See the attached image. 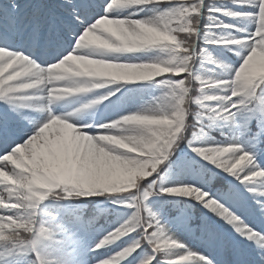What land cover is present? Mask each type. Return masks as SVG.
<instances>
[{
  "label": "snow or ice",
  "instance_id": "1",
  "mask_svg": "<svg viewBox=\"0 0 264 264\" xmlns=\"http://www.w3.org/2000/svg\"><path fill=\"white\" fill-rule=\"evenodd\" d=\"M261 57L264 0H3L0 264H48L45 201L91 195L92 264H264Z\"/></svg>",
  "mask_w": 264,
  "mask_h": 264
},
{
  "label": "trees",
  "instance_id": "2",
  "mask_svg": "<svg viewBox=\"0 0 264 264\" xmlns=\"http://www.w3.org/2000/svg\"><path fill=\"white\" fill-rule=\"evenodd\" d=\"M210 2H211V0H210ZM217 2H227V0H217ZM252 2L254 3V0H252ZM206 22L207 21L202 20V24L206 23ZM221 35H224V33H221ZM208 67L211 68V65H208ZM205 74H210V72L206 71ZM212 127L209 130H211ZM225 134L224 135L213 134V135H214V138L216 140H222L225 138ZM182 147L186 148L187 146L184 145ZM198 159H199V157H198ZM169 173H171V169L169 170ZM174 178L175 177L170 174L166 177V180L168 182H170ZM177 198L183 199V198H180L179 196ZM53 199H56V198L53 197ZM102 199H103V197L100 195H91L88 197H76V198H68V199L60 200V201L64 202L67 206L66 210L62 209L60 212V214L63 215V218L60 220L61 224L64 226H65V224H68L66 221L67 217L69 218V217H75L76 216V217H79L80 219L84 220L86 218L93 216L94 214L103 215L102 208L104 207V205L101 204ZM165 207H167V205H165ZM198 211H199V209H198ZM171 214H174V213H170V215ZM46 239H47V241L42 239L39 246H40L42 252L44 253L45 257L48 260V258L53 257V251L57 250L58 247L60 248L62 245L59 243L58 247H56V245H55L56 241L51 236L47 237ZM80 245L81 246L84 245L83 242H81ZM171 259H172V257H171Z\"/></svg>",
  "mask_w": 264,
  "mask_h": 264
},
{
  "label": "rangeland",
  "instance_id": "3",
  "mask_svg": "<svg viewBox=\"0 0 264 264\" xmlns=\"http://www.w3.org/2000/svg\"><path fill=\"white\" fill-rule=\"evenodd\" d=\"M0 3H3L2 0H0ZM227 22V21H226ZM245 23L247 24H251L250 21H246ZM225 34H227L225 32ZM211 74V73H210ZM226 126L221 124V123H217L214 125V129L213 131H217V132H220V133H224L226 131ZM205 138V137H202V139ZM206 138H213L211 136L210 133H208V136ZM184 198V197H183ZM9 201L6 199L5 200V203H8ZM59 208V205L56 203V202H47L45 203V213H48L46 218H49V217H54V218H57L56 215L58 214L57 210ZM75 221H79V219H75ZM75 221H74V226H75ZM56 233V236H63L65 234H69L70 236L74 233L73 236H79V237H83L84 240H87V243H91L92 239L94 238V236H91L90 234L87 233V231H81L80 229H78L77 231H74V229H70L69 227L63 231H57L55 229H53ZM184 235V239L189 241L190 243H192L193 245L196 244V242L194 240H192V238L190 236H187L186 234H182ZM74 247H73V244H66L65 246V250H72ZM114 255V253H113ZM92 260H93V255L91 256H88L82 260H78L76 261L75 264H92Z\"/></svg>",
  "mask_w": 264,
  "mask_h": 264
},
{
  "label": "clouds",
  "instance_id": "4",
  "mask_svg": "<svg viewBox=\"0 0 264 264\" xmlns=\"http://www.w3.org/2000/svg\"><path fill=\"white\" fill-rule=\"evenodd\" d=\"M194 43H195V40L193 38L191 42L189 43V46L190 47L193 46ZM237 75L241 77V79H243L244 81H247L253 77L264 79V57L259 58V60L255 63L254 66L250 62V64L245 68V70L242 72H239ZM12 227L21 228L22 231L20 233H17V232L10 233L9 235L11 239L22 241V240L29 238L30 233H29L28 225L26 223H20V224L14 223Z\"/></svg>",
  "mask_w": 264,
  "mask_h": 264
},
{
  "label": "bare ground",
  "instance_id": "5",
  "mask_svg": "<svg viewBox=\"0 0 264 264\" xmlns=\"http://www.w3.org/2000/svg\"><path fill=\"white\" fill-rule=\"evenodd\" d=\"M71 103H72L71 100H69V101H65V106H66V107H70ZM11 167H13V165L11 164V162H9V164H8V168H11ZM5 171H8V169L6 168ZM5 183H10V181H7V180H6ZM0 191H2V189H0ZM4 195L6 196V193H4Z\"/></svg>",
  "mask_w": 264,
  "mask_h": 264
}]
</instances>
